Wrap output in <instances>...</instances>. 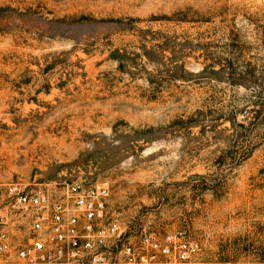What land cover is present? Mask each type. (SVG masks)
<instances>
[{"label": "rangeland", "instance_id": "obj_1", "mask_svg": "<svg viewBox=\"0 0 264 264\" xmlns=\"http://www.w3.org/2000/svg\"><path fill=\"white\" fill-rule=\"evenodd\" d=\"M78 180L264 264V0H0V182Z\"/></svg>", "mask_w": 264, "mask_h": 264}, {"label": "built area", "instance_id": "obj_2", "mask_svg": "<svg viewBox=\"0 0 264 264\" xmlns=\"http://www.w3.org/2000/svg\"><path fill=\"white\" fill-rule=\"evenodd\" d=\"M107 186L0 182V264L192 263L182 233L130 232L110 210Z\"/></svg>", "mask_w": 264, "mask_h": 264}]
</instances>
